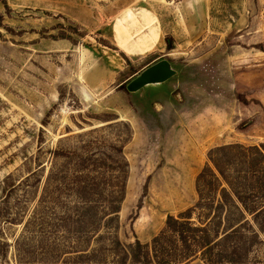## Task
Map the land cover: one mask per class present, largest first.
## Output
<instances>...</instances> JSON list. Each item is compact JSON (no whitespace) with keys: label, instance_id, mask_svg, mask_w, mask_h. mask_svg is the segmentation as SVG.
Segmentation results:
<instances>
[{"label":"rangeland","instance_id":"1","mask_svg":"<svg viewBox=\"0 0 264 264\" xmlns=\"http://www.w3.org/2000/svg\"><path fill=\"white\" fill-rule=\"evenodd\" d=\"M162 59L176 71L169 81L134 94L121 87ZM120 124L131 137L117 237L123 245L149 244L168 216L196 202L195 179L211 149L264 145V0H0V211L9 209L0 239L9 245L7 264H18L17 240L29 246L23 264H71L51 249L61 244L54 222L64 213L60 202L47 206L32 232L22 235L23 225L51 151L113 139ZM9 183L19 186L9 193ZM16 216L23 223H5ZM260 239L251 258L264 262Z\"/></svg>","mask_w":264,"mask_h":264},{"label":"trees","instance_id":"2","mask_svg":"<svg viewBox=\"0 0 264 264\" xmlns=\"http://www.w3.org/2000/svg\"><path fill=\"white\" fill-rule=\"evenodd\" d=\"M120 126L122 132L113 139L88 141L70 151H51L52 162L41 194L22 235L34 228L35 222L42 224L48 205L60 202L64 213L57 214L54 222L62 233L61 244L53 242L51 249L55 256H63L65 263L188 264L199 258L203 264H264L251 258L253 248L263 242L260 236L264 239V145L211 149L195 179L194 205L177 217L168 216L164 228L149 244L135 240L123 245L117 237L118 214L128 175L123 150L131 132ZM58 160L64 164L56 165ZM40 180L36 179V185ZM24 182L28 179L19 185ZM18 186L7 184L8 192ZM8 212L5 207L0 218ZM6 220L9 225L23 223L17 216ZM16 246L17 263L23 264L29 246L22 249L19 240ZM8 249L7 242L0 239V264H7ZM41 254L46 257L48 251L42 249Z\"/></svg>","mask_w":264,"mask_h":264},{"label":"water","instance_id":"3","mask_svg":"<svg viewBox=\"0 0 264 264\" xmlns=\"http://www.w3.org/2000/svg\"><path fill=\"white\" fill-rule=\"evenodd\" d=\"M175 75L176 71L172 68L171 63L162 59L144 68L125 85V90L132 94L138 93L149 86L164 84Z\"/></svg>","mask_w":264,"mask_h":264},{"label":"built area","instance_id":"4","mask_svg":"<svg viewBox=\"0 0 264 264\" xmlns=\"http://www.w3.org/2000/svg\"><path fill=\"white\" fill-rule=\"evenodd\" d=\"M171 2L173 1V0H170Z\"/></svg>","mask_w":264,"mask_h":264},{"label":"bare ground","instance_id":"5","mask_svg":"<svg viewBox=\"0 0 264 264\" xmlns=\"http://www.w3.org/2000/svg\"><path fill=\"white\" fill-rule=\"evenodd\" d=\"M120 43V42H119ZM121 49V48H120ZM122 50V49H121Z\"/></svg>","mask_w":264,"mask_h":264}]
</instances>
